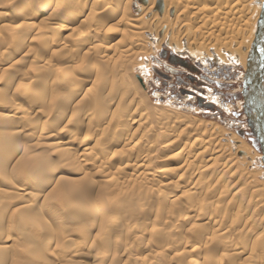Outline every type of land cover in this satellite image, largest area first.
Masks as SVG:
<instances>
[{
    "label": "rangeland",
    "instance_id": "1",
    "mask_svg": "<svg viewBox=\"0 0 264 264\" xmlns=\"http://www.w3.org/2000/svg\"><path fill=\"white\" fill-rule=\"evenodd\" d=\"M1 1H0V5H1L0 6V25L6 26L8 23L7 25L8 28L4 27L5 28L4 29L0 26V31H1L0 32V43H1V46H0V57H1L0 58V63H1L0 64V107H1L0 108V112H1L0 113L1 115L0 124H4V129H2L4 131L0 130V132L2 131L3 133L8 134L12 130L11 131L12 133L9 134L12 137V142H11V145L9 144L5 147V154H4V157H2L3 160L0 161V176H1L0 178V205H2V208L0 209V217H1L0 218V249H2V252H0V256L3 255L2 256L3 258L0 257V264H4V261H5V264L7 263L10 264V261H11V264L12 263L13 264H23L22 263L23 258L28 259L27 262L32 261L31 263L29 262L30 264H119V263L121 264H143V263L144 264H242V263L243 264H259L261 262H264V240H263L264 236L261 235L260 233L261 229L264 228V164H263V161H261L260 152L255 147H253L248 141L250 139V135H249V130H247V125L245 124L244 117L241 112L239 113L238 118L233 117L232 110L230 109V105L221 106L219 104H216L215 108L212 110V109H206V108L200 107L198 105H195L194 103H182L181 98H179L178 96L176 97L175 94L169 95L167 93L169 92L168 83L164 84L163 86H160V88L157 89L156 86L158 84L155 81L156 77L153 72V67L154 66L160 67V65H162L163 68L165 66L168 67L166 65L168 62L164 58L165 57L164 54L160 55L158 52L163 46L165 48L164 52H168L170 50L173 51L174 49L169 44H163V45L161 44L160 48H157L158 45L156 46V43H154L153 42L154 40H152L155 38V36H153L152 38V35L154 34L153 33L154 24L153 23L150 26V30H149L150 33H146V32H144L145 34L143 33L144 35L142 37L144 41L141 40L139 42V45L135 46L134 45L135 43H134L130 47L129 42H131L134 39L133 34H132L135 32L134 28L130 26H125L123 24H117V25L115 24L116 26L113 25L114 27L110 28L112 29L110 32V29L107 27L110 25L112 26L111 23L115 21L114 19L117 16H119L118 14L120 13V10L115 8V6L112 7L111 9H109L108 7L105 9L104 7L101 8L102 6H100L101 5L100 1H102L101 3H103L104 2L103 0H88V1L85 0V2L83 0H79L80 2L78 0L77 1L76 0H73V1L59 0L60 3L58 0H55L56 2L51 0L52 5L58 4L57 9L53 10V12L55 14L57 13L58 16L55 15L54 16L55 19H49L46 21L42 20L43 16L41 15H44L45 13L48 14L50 10L52 12V9L54 8V7L52 8V5H49L46 8L47 10L45 9V5L50 0L48 1L46 0H33V1L32 0H1ZM94 1H97V3ZM83 2L85 4H83ZM90 6L91 8H89ZM88 8L91 9L90 14H89ZM92 8H93V11H92ZM129 8H130L129 12L131 14L138 15L137 13L133 11V9L130 6ZM78 9L79 10L83 9V13L86 12L87 16L86 14L85 15L83 14V17L77 16L75 13L76 11H78ZM67 10L70 13L66 12ZM32 12L34 16L32 15ZM38 13L41 15L39 16ZM88 14L90 16H88ZM59 16H61L62 18ZM156 16L158 17L157 13H156ZM90 17H91V20H90ZM92 18H94V20ZM136 18L139 19V22H144V21L146 22L148 20V17L146 16L145 17L139 16ZM67 19L68 21L75 20L74 23H77V24L81 22V19H83L85 22L83 20L82 21L84 22L85 25L82 22L81 28H83L84 30L82 31L85 32L86 30L89 29L88 31H90V33H93L94 36L93 35L81 36L80 35L81 29H75L74 31L67 29V31L60 33V34L56 32L54 34L53 31L49 32L50 27L54 29L55 31H58V28L64 25L67 22ZM102 19L104 20L109 19V20H107V23H106V20L104 21ZM141 19H143V21ZM40 21H42V23ZM33 24H34V28L32 26ZM10 25H13V26H10ZM39 25L41 27H39ZM122 25L124 27H122ZM106 29L108 31H106ZM52 33H53L52 37L51 35H48ZM129 33L131 34L129 35ZM106 34H110V35L107 36ZM64 36H66L70 40L81 38L82 42L87 40L88 43L89 42L95 43V40H97V43L102 42V46H105V47L110 46L107 48H110L109 50L110 51L112 50L113 54L119 53V54H115V56L112 58L114 61L111 59V61H106L108 64L105 63V65L106 64L108 65L106 66L108 67L107 69L109 71L106 70L108 77L105 78L106 82H104L105 83V85L103 86L104 88L101 87L102 89L100 90L97 89L98 87H96L94 83L97 81L98 77L94 75L95 74L94 72H92V69L90 68L92 67V65L89 64V61L88 62L84 61L85 66L87 68L84 71H82V73L78 72L79 73L78 74L76 72H73V73L69 72V75L75 74V76L77 77L76 79H74V82L79 81V84L81 86L80 87L81 89H79V93H78V90L76 91L75 88H73V85H68V84H67L68 86L66 84H63V86L61 85V87L60 86L57 87L56 90L59 88L57 90L58 92L51 93L52 91L51 85L53 82L52 80H56L54 82L62 83L64 81L67 82L68 80L72 79L70 77L69 79H67V73L61 69L60 70L58 69L60 66L64 67V65L72 66L73 65L72 63L74 62L73 57L75 56L77 51L78 52L80 51L79 48L77 49V47L75 46L74 47L76 49H74L73 45L71 44L70 46H68L70 50L68 48H64L60 50V49H57L58 48L57 46H53L54 48L51 47L52 44L50 43V38L51 39L56 38V39L61 40L64 38ZM91 37H94V38H91ZM104 37L106 39H103ZM153 44L155 45L157 49L154 46H152ZM44 46L46 47L45 48L46 50L44 49ZM128 46L130 47V50H131L130 52H128V54L130 53L129 57L127 56L128 58L126 62L122 63V60H121L122 58H120L119 56L118 57L116 56L117 55L122 56L124 54L123 50H126L124 48H127ZM103 49L104 48L101 47L99 50L102 52ZM47 50H50V51L47 52ZM52 50L55 51L57 54L55 53V55L52 56L51 55ZM117 50L118 51L121 50V51L117 52ZM95 51L96 50L91 49L90 53L87 54L89 56L92 53L91 54L92 61H95L94 58L97 52ZM83 52H85V50H83ZM180 52L188 56V61L194 64L196 63L197 66L201 67V61L199 58L194 57L193 54H191L192 55L191 56L188 52L185 51V49H182ZM57 61L59 64L58 63L56 64ZM78 61H80V59H78ZM118 61L119 62L121 61V63H119ZM112 62L114 63V65ZM3 63H4V66H3ZM39 64L45 65V68H46L44 69L45 71L44 70L39 71L36 69V66ZM32 67H34L35 70ZM120 68L122 69V71ZM3 70L4 72H2ZM70 70H71V67L69 68L68 71ZM86 70L91 72V75L89 74V72L86 73ZM113 74L116 76L120 75V77H118V79L116 78L117 80L116 79L114 80L112 79ZM137 75L143 77L142 80L146 88L143 87L142 84L139 83ZM64 76H66V79L64 78ZM95 77H96V80L94 79ZM36 78L38 79L37 81H36ZM51 78L53 79L51 80ZM79 78L81 79V81ZM82 82L84 85L81 84ZM134 82H136V84H134ZM79 84L77 82L78 88H79ZM262 85L264 87V82ZM34 86L38 87V89L35 90L36 88H34ZM64 86H67V87H64ZM74 86H75V83H74ZM90 89L92 90L90 91ZM96 89H97V92H99L98 93L99 95L100 94L103 95L105 93L107 94L106 96L108 98L111 96L110 97L111 100L106 97L108 100H110L111 104L113 101L112 105L109 104L110 108L112 107L109 110L116 109L118 107L119 110L118 108L117 110H115L119 113L118 117L111 119L108 113L102 110H98L99 108H101V106L98 103H95V100H93L92 98L93 93H96ZM75 92H76L75 94L76 96H74V99L75 97L77 99H75L73 103H70V104L68 103L67 105L65 103V100L67 101L69 96L71 97V95L74 94ZM158 92H160L161 94ZM51 94L53 95L51 96ZM105 94L103 96H105ZM113 95L114 96L117 95V96L114 97ZM124 95H127V96L130 95L134 98L132 100V104H130L131 107L129 106V107L123 108L121 106L120 108V105L119 106L115 105V103L118 101L120 96L122 97ZM86 101L88 102L86 103ZM75 103L77 105H75ZM241 103H242L241 98H239L235 102L236 109H239L241 107ZM13 105L14 106L16 105V106L14 107ZM137 105L139 106L137 107ZM115 106L117 107L115 108ZM132 108H138V110L145 117H147V120L145 121L146 124H144L145 127L143 124L142 125H131L132 128L134 127L132 131L135 130L136 136L139 137V139L140 138L142 139V141L140 139L137 142L138 144L134 147V149L131 150V146L129 145L123 146V144L119 142L120 138L122 139L124 136L122 135V132L119 130L121 129L122 122L130 118V113L133 111ZM86 112H89L90 115H87L89 113H86ZM158 113L164 114L166 116H171L172 114L178 113L179 115H185V116L192 117V119L197 118L198 120L199 119L205 120L206 123L203 127L204 129L202 130V127H200L199 124H196V122L198 123V120L194 122L195 124L194 123L184 124V123H178V122L170 123V121L163 122V120L159 119L162 116L159 115ZM34 116L36 117V119ZM48 116L52 119H50ZM68 116L70 117V120ZM10 117H12L13 119ZM102 122L103 123L105 122L104 123L105 125ZM106 124L107 125L110 124V126L107 127ZM63 125L66 126L65 127L66 129L64 128ZM193 125L196 126L195 128L200 127L201 129L200 132H202L201 135L198 132L199 134L197 133V136H196V133L194 132V130L190 131L189 128L193 127ZM216 125L218 128L216 127ZM173 126L174 128H172ZM144 128L146 129V131ZM16 129H17V132H16ZM215 129L218 131L217 133L221 135L222 138L216 133ZM203 131L207 135L205 134L203 135ZM192 132L195 134V136L194 134H192ZM240 132H243L244 135L242 133L240 134ZM215 133L218 135V137L217 135H215ZM99 134L100 135L102 134V135L99 137ZM190 134L192 135L190 136ZM71 135H73V137L75 138H70L72 140H70L71 142L68 143L69 145L66 144L68 146L63 145L62 147L61 146L54 147L53 145H51L52 142H55V140H57L58 137L61 138V140L66 141L69 139ZM201 136H204L203 139H201L202 138ZM208 137L209 138L214 137V140L216 142L222 141L221 143L225 144L224 152L221 155L217 154L218 157L216 156L214 159L207 162V164H209L210 162L211 163L207 165L206 168H204L203 172L200 175V177L202 176L200 178L202 184L201 182H199V185H201V187L199 185L190 187V182L193 180H191V177H189V175L192 172L197 171V166L199 165L202 166L201 165L202 162L206 163L205 162L206 159L203 157L200 158V155H198L199 150H197V147L199 145V142L203 141L204 138L207 139ZM192 139L193 140L195 139L196 142L194 141L195 144L190 145L189 142H191ZM235 139L238 141L244 140L250 149L248 148L247 152L246 150H243L241 154L239 153L236 154V157L238 155L237 160L232 161L231 158L232 156L235 155L233 149L235 147V144H237ZM80 140H82L83 142ZM176 140L181 142L180 148H176L173 145ZM77 143L79 144L81 143V144L80 145L78 144L79 145L78 146ZM185 144H187L186 145L187 147L185 146ZM227 144L229 145V147L227 146ZM121 145H122V148H121ZM84 146L88 148L91 147L93 149L91 150V153L88 156H86V159H88L87 163L89 165L88 164L82 165L83 166L82 167L81 166L82 162L76 159V157L79 158V156L77 155L79 152H82ZM65 147L68 150L70 148L71 151L74 149L75 150L74 152L72 151L73 152L72 153L70 150L69 151L66 150ZM170 147L172 149V152H171ZM26 148H28L29 150ZM57 148H60L59 150L61 151L60 153L59 151H57ZM136 148L138 149L135 150ZM116 149L117 150L122 149L121 151L124 150L125 153L120 152V151L117 153ZM193 150L194 151L196 150L197 152L196 151L194 152ZM28 151L30 154L28 153ZM144 151L146 152L144 153ZM65 152L69 153V155L73 154L74 156L71 158V156H68V154H66ZM20 153H24V156L23 154H20ZM146 153L147 154L149 153V156H147L148 159L145 158L144 159L145 161L143 160L141 164H139L138 170L134 171L133 169H130L131 167L126 166L127 163H130L134 159L140 160V157H142L143 154L147 155ZM190 153L192 154V156L195 153V157H191ZM127 154H130V155H127ZM185 154H189V157L193 158L194 161L193 159L189 158L191 163L188 165V168L183 166L181 168L176 169L174 171L175 173H172V170L170 171L169 169H171V167L172 168L176 167L178 165V161L180 160L179 157L181 158V156ZM20 155L23 157L22 161H24L26 158L27 159L29 158L28 160L33 161V162L31 164H29L30 162L28 163V166L30 167L29 169H27V167L25 169V168H22L20 165H17L15 169L16 170L18 169V170L15 172V169H13L12 165L14 164L15 166V162H17V160L21 157ZM239 156L240 157L243 156V158L245 157V159L241 161L240 160L241 158ZM34 158L36 160L38 158V161H37L38 163L34 164V162H36ZM59 158L62 159V161H60ZM199 158L201 159L200 161L201 163L198 160H195ZM44 160H47L48 162L46 163V161ZM93 161L96 162V164ZM197 161L200 164H198ZM218 161L221 163V165L219 166L220 169H218L217 167V165L220 164ZM240 161L243 163H241ZM192 162H195V164H193ZM214 162H216L217 165ZM193 165H194V168L196 169L193 168ZM209 166L211 167L210 168L211 170H209ZM122 168L124 170H122ZM185 168H187V171ZM212 168L217 169L218 171L213 170L212 172ZM235 168L243 169L244 170L243 172H245V174L241 175V177L238 176V179H237V175L233 174L234 176H231L230 174L232 173L230 172V170L232 169L233 171ZM102 169H104L105 171H103ZM205 169H207L206 171H208V172H205L206 175L208 174L207 176L208 178L210 177V180L212 178L213 180V181L211 180L212 182L207 180V177L204 173ZM19 170L22 172H20ZM49 170L50 171L52 170V171L50 172ZM78 170L79 172H77ZM106 170L109 171V173ZM132 170L134 173H130L132 172ZM139 170L149 172L148 176L150 175V178L143 180L141 182L142 179L140 178L138 179V177L135 176L139 174L140 172ZM91 172L92 173L95 172V173L92 174ZM99 172L100 174H98ZM217 172L218 174L216 175ZM104 173L107 175L103 176ZM125 173H127V176L125 175ZM224 173L226 174L227 177L224 175ZM52 174L55 175L54 176L56 177L55 179L54 177H52L53 179L50 178ZM82 174L83 176L85 175L86 179L82 176ZM213 174L216 176V178ZM218 175L221 178L217 179ZM79 176L80 177L82 176V178H80ZM132 176L136 178H133ZM203 176H205V178ZM214 178L216 181L214 180ZM69 179H72V180H69ZM73 179H75V181L78 179L77 181L78 184L83 183L84 180H85L84 182L90 181V183L89 182H86V183L91 185V187L90 186L86 187L85 189L87 190H84V191L86 194L87 193L90 194V196L93 197V200L95 199L94 201H96L99 205H101L104 202L103 205L107 206V210L103 212L104 214L102 212H98L97 210L95 211L94 209H90L91 210L90 212L88 208H85L86 210L85 211L83 210L84 215H83V212L80 213L74 210L75 212H70V214H66L65 216H63L66 210L69 208V206L70 207L73 206L70 203V201L72 200H69V199L74 198L72 196L73 194H70V193L68 196L64 195V197H62L64 194V191L72 187L73 184L74 185L76 184L77 186H79L76 182L74 183ZM79 179L81 180V183ZM104 180L106 181L104 182ZM116 180H117V184H116ZM126 180H130V181L127 182ZM227 180L233 184L232 188L229 190L231 194L230 192L226 190L227 187H225V182H227ZM164 181H166L167 184ZM132 182H134V184H132ZM121 183L122 184L124 183V184L122 185ZM214 183L215 184L217 183L218 185H215ZM163 184H165L164 187H163ZM186 184H189V185L187 186ZM114 185H115V188H114ZM141 185L144 186L145 188L143 187L144 188L143 189ZM209 186L213 188H210ZM222 186H224L225 188L224 187L222 188ZM161 187L162 189H160ZM138 188H139V191H138ZM200 188H202V190ZM205 188L206 190L209 188L214 190V191L211 190L209 192V194L212 191L214 192L210 194L211 197L209 194H207L208 190L206 191ZM218 188L219 190H217ZM60 189H61V192L63 193L61 192L59 193ZM123 190L124 192H122ZM224 190H225V194L223 192ZM150 191L152 192L150 193ZM202 191L204 193H202ZM205 191L207 193H205ZM215 192H217L216 194L218 195H215ZM120 193L122 194V196ZM58 194L60 195L58 196ZM214 195H215V198L217 199L219 198V199L218 200L215 198L212 199ZM222 195H224L226 199L233 198V201L232 199H230L229 200L230 202L229 201L227 202L226 199ZM231 195H233V197ZM143 196L145 199L143 198ZM107 197L109 198L106 199ZM103 198H105L106 200ZM223 198H224V201L227 202V204L223 201ZM217 201H219L218 202L220 204L219 206H217L218 205ZM241 201L242 202L244 201V202L242 203ZM251 201L253 202L255 201V202L252 204ZM15 202L17 206H19V209H17L18 210L17 212L15 211L12 213V211L8 210L7 207L10 204L15 203ZM21 203L25 205L23 206ZM223 204L227 206V210H226L227 213L225 211V215L223 219L222 220L219 219L220 220L219 224L222 225L221 228H220V225L217 223L215 224L205 223V221L203 220L201 221L199 219L194 220L193 217L189 218V216H192L191 209L199 210L201 211V213H204V210H205V213L207 214L208 213L209 214H220L222 213L223 207L225 208ZM67 205L69 206L67 207ZM196 205L198 207L201 205V207L198 208ZM239 205H242V206H239ZM144 206H146V208H144ZM62 211H65V212L63 213ZM76 212H77V215H76ZM9 213L11 214L9 215ZM27 213H29L30 215ZM67 213L69 212L67 211ZM23 214H25V216L30 218L31 221L29 225H27L26 223V226H25V223L23 222V220L25 221L24 219L25 216ZM61 215L63 216V223H58V221L55 218L56 216L60 217ZM22 216H24L23 220L21 219ZM39 216L42 217V220L44 218L43 221H46V222H43L41 219H39L41 220L40 222L38 220ZM35 218H36V221L34 220ZM20 220H22L21 223H20ZM37 221H39L40 224H37L38 223ZM48 223L50 227L48 226ZM56 223L58 224V228H56L57 226ZM44 236L46 239L44 238ZM5 238H8L7 242L4 240ZM47 239H49V241ZM27 241H29L28 243L30 245L27 244ZM4 246H6V248H4ZM236 246L237 248L239 247L240 249L243 248L245 250L244 254L240 257V259H243L244 257V260H239V258L238 259L234 258L231 260L232 257L230 258L225 257V256L222 257V253H224L225 249L234 248ZM31 247L33 248V251L28 249ZM34 247L35 248L37 247L38 250L37 248L35 249ZM142 249H143V252L141 251ZM44 250H45V254L47 255L43 253ZM32 253L34 254L32 255ZM114 257H117V258H114ZM29 263H26V264H29Z\"/></svg>",
    "mask_w": 264,
    "mask_h": 264
},
{
    "label": "bare ground",
    "instance_id": "2",
    "mask_svg": "<svg viewBox=\"0 0 264 264\" xmlns=\"http://www.w3.org/2000/svg\"><path fill=\"white\" fill-rule=\"evenodd\" d=\"M1 1V0H0ZM33 1V0H32ZM46 1H48V0H46ZM53 1H55V0H53ZM59 1V0H58ZM70 1H73V0H70ZM77 1V0H76ZM79 1V0H78ZM84 2H85V0H83ZM88 1V0H87ZM104 2L103 3H101L102 1H100V6H102L101 8H103L104 7V9L105 8H109V9H111L112 7H114L115 6V8H117V9H119L120 10V13L118 14L119 16H117L114 20V22H112L111 24H112V26L110 27V26H108L107 28H112V27H114L113 25H117V24H123V25H125V26H130V27H132V28H134V30H135V32L134 33H132L133 34V37H134V39L131 41V42H129V44H130V47L134 44L135 46H137V45H139V42L141 41V40H143V35L145 34L144 32H146V33H150L149 32V30H150V26H151V24L153 23L154 25H153V28H154V31H153V35H152V38H153V36H155V38L154 39H152V40H154L153 42L154 43H156V46H157V48H160V45L162 44H169L170 46H172L173 47V49L174 50H176L177 52H179V53H181L180 51L182 50V49H185V51L186 52H188L190 55L191 54H193L194 55V57H196V58H199L200 59V61H203L204 62V60H206V59H209V58H213V60L215 59V60H217L218 59V61L219 62H230V60L231 59H233V61L234 62H237V63H239L240 65H242L243 66V68H245V69H247V71L248 72H251V70H255V66L257 65L256 64V59H258L263 53H264V44H262V41H256L257 39L254 37V35L252 34L253 33V30H254V28H255V23H256V16H257V13H258V9H259V7L258 6H256L255 4H256V2H255V0H161V2H162V10H161V12H159L156 8H155V5H156V2L158 1V0H146L145 2H141L140 0H103ZM132 1V2H131ZM2 2V1H1ZM56 2V1H55ZM80 2V1H79ZM83 2V4H85ZM94 2H96L97 3V1H94ZM30 3H31V1H30ZM59 3H60V1H59ZM69 3V2H68ZM75 3V2H74ZM82 3V2H81ZM88 3V2H87ZM98 3H99V1H98ZM260 3V2H259ZM65 4H66V2H65ZM21 5V4H20ZM49 5H52V2H51V0L45 5V9L49 6ZM58 5V4H57ZM57 5L55 4V5H52V12H51V10H50V12L48 13V14H44V15H41V14H39V16L41 15V16H43L42 18V20L43 21H46V20H49V19H55V15H57V13L55 14L54 12H53V10H55V9H57ZM96 5V4H95ZM99 5V4H98ZM1 6V5H0ZM61 6H63V5H61ZM99 6V7H100ZM129 6L133 9V11L135 12V13H137L138 15H133V14H131L130 12H129ZM51 7V6H50ZM50 7H49V9H50ZM66 7H67V5H66ZM81 7V6H80ZM87 7V6H86ZM97 7V6H96ZM89 8H91V6L89 7ZM88 8V10H89V14L91 13V9H89ZM45 9H43V10H45ZM67 9V8H66ZM86 9V8H85ZM103 9V10H104ZM109 9H107V10H109ZM263 9V8H262ZM47 10V9H46ZM60 10V9H59ZM94 10H95V8H94ZM33 11V10H32ZM37 11V10H36ZM92 11H93V8H92ZM105 11V10H104ZM29 12H31V11H29ZM34 12V11H33ZM33 12H32V15H33ZM44 12V11H43ZM46 12V11H45ZM66 12H69L68 10L66 11ZM66 12H64V13H66ZM26 13V12H25ZM70 13V12H69ZM156 13L158 14V17L156 16ZM43 14V13H42ZM59 14V13H58ZM72 14H74V13H72ZM77 16H82L83 17V14L85 15L86 14V12L85 13H83V9H81V10H79L78 9V11H76V13H75ZM88 14V16H90ZM115 14V13H114ZM93 15V14H92ZM34 16V15H33ZM32 16V17H33ZM36 16V15H35ZM58 16V15H57ZM73 16V15H72ZM86 16H87V14H86ZM113 16V15H112ZM148 17V20L145 22H139V19H137L136 17ZM262 16V15H261ZM31 17V18H32ZM59 17H61V16H59ZM11 18V17H10ZM18 18V17H17ZM62 18V17H61ZM68 18V17H67ZM76 18V17H75ZM25 19V18H24ZM72 19V18H71ZM73 19H74V17H73ZM93 20H94V18H92ZM26 20V19H25ZM30 20V19H29ZM77 20V19H76ZM83 19H81V22L79 23V24H77V23H74V21L72 22V21H68V19H67V22L64 24V25H62V26H60L59 28H58V31H55L54 29H52L51 27L49 28L50 29V31L49 32H52L53 31V33L55 34V32L56 33H58V34H60V33H63V32H65V31H67V29H70L71 31H74L75 29H81V36H91V35H93V33H90V31H88V30H86L85 32H83L84 30H83V28H81L82 27V22L84 21H82ZM90 20H91V17H90ZM96 20V19H95ZM102 20H104V19H102ZM101 20V21H102ZM106 20V19H105ZM104 20V21H105ZM107 20H109V19H107ZM107 20H106V23H107ZM142 21H143V19H141ZM7 21V20H6ZM66 21V20H65ZM89 21V20H88ZM152 21H154V22H152ZM41 23H42V21H40ZM77 22H79V21H77ZM85 22V21H84ZM84 22H83V24H84ZM96 22V21H95ZM260 22V21H259ZM5 23V22H4ZM33 23V22H32ZM100 23V22H99ZM105 23V22H104ZM3 24V23H2ZM18 24V23H17ZM90 24V23H89ZM88 24V25H89ZM101 24V23H100ZM109 24H110V22H109ZM7 25H8V23H7ZM4 26V25H0L2 28H8V26ZM21 25V24H20ZM38 25V24H37ZM85 25V24H84ZM104 25V24H103ZM105 25H107V24H105ZM115 25V26H116ZM122 25V27H124ZM264 25V24H263ZM10 26H13V25H10ZM33 26V28H34V24L32 25ZM262 26V25H261ZM26 27H27V25H26ZM36 27V26H35ZM39 27H41L40 25H39ZM87 27V26H86ZM103 27V26H102ZM4 28V29H5ZM10 28H12V27H10ZM9 28V29H10ZM44 29H46V28H44ZM91 29V28H90ZM114 29V28H113ZM117 29H118V27H117ZM121 29V28H120ZM7 30V29H6ZM12 30V29H11ZM15 30V29H14ZM37 30V29H36ZM41 30V29H40ZM69 30V31H70ZM83 30V31H82ZM94 30H95V28H94ZM98 30V29H97ZM101 30V29H100ZM111 30L112 29H110V32H111ZM116 30V29H115ZM114 30V31H115ZM260 30V29H259ZM258 30V31H259ZM39 31V30H38ZM37 31V32H38ZM43 31V30H42ZM99 31V30H98ZM106 31H108L107 29H106ZM123 31H125V30H123ZM123 31H122V33H123ZM158 31V32H157ZM256 31V30H255ZM1 32V31H0ZM44 32H46V31H44ZM79 32V33H80ZM96 32V31H95ZM257 32V31H256ZM29 33V32H28ZM53 33L52 34H48V35H51V37H52V35H53ZM113 33V32H112ZM119 33H120V31H119ZM144 33V34H143ZM96 34H98V33H96ZM111 34V33H110ZM110 34H106L107 36L108 35H110ZM131 33H129V35H130ZM3 35V34H2ZM13 35V34H12ZM29 36V35H28ZM46 36V35H45ZM55 36V35H54ZM67 36V35H66ZM66 36H64V38L63 39H51L50 38V43L52 44V46L51 47H53V46H57L58 48L57 49H60V50H62V49H64V48H68V46H70V44L71 45H73V47L75 46V47H77V49L79 48V52L77 51V53L75 54V56L73 57V60H74V62L72 63L73 65L72 66H65L64 64V67H62V66H60L59 67V69L58 70H63L64 72H66L67 73V79H69V77L70 78H72L71 80H68L67 82L66 81H64V82H62V83H60V82H54V81H56V80H52L53 78H51V80L53 81H51L52 82V91H51V93H56V92H58L57 90L59 89H57L56 90V88L57 87H61V85L63 86V84H68V85H73V88H75V90L77 91L78 90V93H79V89H81L80 87V84H79V81H77L78 82V84H79V88H78V85H77V82H74V79H76L77 77L75 76V74H72V75H69V72H71V73H73V72H76V73H78V72H81L82 73V71H84L87 67L85 66V63H84V61H89V64H91L92 65V67H90L91 69H92V72H94L93 74L94 75H96L97 77H98V79H97V81L94 83L95 85H96V87H98L97 89L98 90H100V89H102L101 87H103L104 85H105V83L104 82H106V80H105V78H107L108 77V74H107V72H106V70H108L107 68V62L106 61H111V59L115 56V54H119V53H115V54H113V52H112V50L110 51L109 49L110 48H107V47H110V46H107V47H105V46H102V42H100V43H97V40H95V43H93V42H87V40H85L86 41V43H85V41H81V38L80 39H72V40H70V39H68ZM69 36V35H68ZM94 36V35H93ZM107 36H106V38H107ZM150 36H151V34H150ZM47 37V36H46ZM56 37V36H55ZM70 37V36H69ZM96 37V36H95ZM98 37V36H97ZM149 37V36H148ZM48 38V37H47ZM91 38H94V37H91ZM105 37L103 38V39H106ZM111 38V37H110ZM123 39H124V37H123ZM99 40V39H98ZM101 40V39H100ZM45 41H46V39H45ZM102 41V40H101ZM144 41V40H143ZM149 41V40H148ZM19 42V41H18ZM105 43V42H104ZM0 46H1V43H0ZM48 46V45H47ZM152 46H154L155 47V45L153 44ZM8 47V46H7ZM29 47V46H28ZM35 47H36V45H35ZM43 47V46H42ZM50 47V46H49ZM50 47V48H51ZM74 47V49H76ZM104 48L103 49V51L101 52L99 49L100 48ZM130 47L128 46L127 48H124V49H126V50H123L124 51V54L122 55V56H120V55H117L116 57H120V58H122L121 60H122V63H124V62H126V60H127V58L129 57V54H128V52H130L131 50H130ZM30 48V47H29ZM40 48V47H39ZM46 47L44 46V49H45ZM54 48V47H53ZM71 48V47H70ZM114 48V47H113ZM156 48V47H155ZM156 48V49H157ZM32 49V48H31ZM69 49V48H68ZM96 50L95 52H96V54H95V58H94V60L95 61H92V58H91V54L88 56L87 54L88 53H90V50ZM155 49V50H156ZM36 50V49H35ZM39 50V49H38ZM46 50V49H45ZM70 50V49H69ZM83 50H85V52H83ZM178 50H180V51H178ZM48 51H50V50H47V52ZM113 51H114V49H113ZM119 51H121V50H119ZM118 50H117V52H119ZM35 52V51H34ZM44 52H46V51H44ZM71 52V51H70ZM263 52V53H262ZM55 51H53L52 50V53H51V55L52 56H54L55 55ZM59 53H60V51H59ZM64 53V52H63ZM84 53H86V54H84ZM123 53V52H122ZM121 53V54H122ZM44 54H46V53H44ZM57 54V53H56ZM181 54H184V53H181ZM69 55H70V53H69ZM85 55H86V57H85ZM147 55V54H146ZM52 56H51V58H52ZM128 56V57H127ZM179 56H181V55H179ZM192 56V55H191ZM56 57V56H55ZM1 58V57H0ZM6 59V58H5ZM78 59H80V61H78ZM114 59H116V58H114ZM118 59V58H117ZM3 60V59H2ZM55 60V59H54ZM58 60V59H57ZM59 60H61V59H59ZM65 60V59H64ZM113 60V59H112ZM46 61V60H45ZM69 61V60H68ZM67 61V62H68ZM71 61V60H70ZM114 61V60H113ZM207 61V60H206ZM249 61H250V67L248 66L249 65ZM4 62V61H3ZM47 62V61H46ZM66 62V63H67ZM119 62V61H118ZM258 62H259V60H258ZM257 62V63H258ZM58 63V61L56 62V64ZM105 63H107L106 65H105ZM113 63V62H112ZM119 63H121V61L119 62ZM233 63V62H232ZM1 64V63H0ZM50 64V63H49ZM52 64V63H51ZM59 64V63H58ZM196 64V63H195ZM12 65V64H11ZM10 65V66H11ZM53 65H54V63H53ZM68 65V64H67ZM113 65H114V63H113ZM235 65V64H234ZM3 66H4V63H3ZM9 66V67H10ZM112 66V65H111ZM111 66H110V68H111ZM120 66V65H119ZM142 66V65H141ZM71 67V70L70 71H68L69 70V68ZM34 70H35V68L34 67H32ZM31 68V69H32ZM116 68V67H115ZM122 68V67H121ZM120 68V69H121ZM11 69V68H10ZM32 69V70H33ZM36 69L37 70H39V71H42V70H44V69H46L45 68V65H43V64H39V65H37L36 66ZM118 69H119V67H118ZM118 69H116V70H118ZM125 69V68H124ZM50 70V69H49ZM111 70V69H110ZM115 70V69H114ZM113 70V71H114ZM144 70V69H143ZM39 71H37V72H39ZM45 71V70H44ZM48 71V70H47ZM109 71V70H108ZM121 71H122V69H121ZM257 71V70H256ZM2 72H4V70L2 71ZM35 72V71H34ZM49 72V71H48ZM87 72H89L88 70H86V73ZM50 73V72H49ZM49 73H48V75H49ZM113 73V72H112ZM119 73V72H118ZM25 74V73H24ZM39 74V73H38ZM40 74H41V72H40ZM52 74V73H51ZM50 74V75H51ZM79 74V73H78ZM89 74L91 75V72H89ZM92 74V75H93ZM116 74V73H115ZM143 74V73H142ZM23 75V74H22ZM43 75V74H42ZM44 75H45V73H44ZM65 75V74H64ZM89 75V76H90ZM139 75H141V74H139ZM53 77V76H52ZM75 77V78H74ZM111 77V76H110ZM113 78L112 79H118V77H120V75H118V76H116V75H114L113 74V76H112ZM123 77V76H122ZM141 77V76H140ZM64 78L66 79V76H64ZM143 77H141V79H142ZM80 79V78H79ZM89 79V78H88ZM95 80H96V77L94 78ZM116 79V80H117ZM26 80V79H25ZM38 79L36 78V81H37ZM83 80V79H82ZM33 81V80H32ZM31 81V82H32ZM72 81V82H71ZM80 81H81V79H80ZM120 81V80H119ZM135 81V80H134ZM139 81V80H138ZM40 82V81H39ZM115 82V81H114ZM142 82H143V80H142ZM38 83V82H37ZM36 83V84H37ZM58 83V84H57ZM74 83H75V86H77V87H75L74 86ZM139 83H140V81H139ZM147 83V82H146ZM51 84V83H50ZM81 84H83V82L81 83ZM116 84V83H115ZM134 84H136V82H134ZM141 84V83H140ZM143 84H144V82H143ZM28 85V84H27ZM67 85V86H68ZM84 85V84H83ZM37 86V85H36ZM36 86H34V88H36L35 90H37L38 89V87H36ZM67 86H64V87H67ZM137 86V85H136ZM84 87V86H83ZM92 87H93V85H92ZM91 87V88H92ZM33 88V89H34ZM89 88V87H88ZM104 88V87H103ZM106 88V87H105ZM112 88V87H111ZM136 88V87H135ZM146 88V87H145ZM94 89V88H93ZM97 89H96V93H93V100H95V103H98L100 106H101V108H99L98 110H102V111H105L106 113H108L109 114V116H110V118L112 119H114V118H116V117H118V115H119V113L117 112V111H115V110H117V106H119L120 105V108H121V106L123 107V108H126V107H131V105L130 104H132V100L134 99L132 96H127V95H124V96H120V98L118 99V101H117V99H116V103H115V105H117V106H115V108L116 109H112V110H109V109H111L110 108V106H109V104H111V102H110V100H111V96L108 98L106 95L107 94H105V96H103V95H99L98 93L99 92H97ZM69 90V89H68ZM89 90V89H88ZM92 89H90V91H91ZM80 91H82V90H80ZM116 91V90H115ZM115 91H113V92H115ZM141 91V90H140ZM101 92H103V91H101ZM100 92V93H101ZM106 92V91H105ZM41 93V92H40ZM46 93V92H45ZM47 93H48V91H47ZM68 93V92H67ZM70 93V92H69ZM117 93V92H116ZM119 93V92H118ZM33 94V93H32ZM76 94V92L74 93V94H70L71 95V97L69 96V98L67 99V101L65 100V103L68 105V103L70 104V103H73L74 102V100L75 99H77L76 97H75V99H74V96H76L75 95ZM91 94H92V92H91ZM113 94H115V93H113ZM123 94V93H122ZM140 94H142V93H140ZM259 94V93H258ZM48 95V94H47ZM53 94H51V96H52ZM62 95V94H61ZM110 95V94H109ZM120 95V94H119ZM49 96V95H48ZM114 96V95H113ZM117 96V95H116ZM116 96H114V97H116ZM31 97V96H30ZM34 97V96H33ZM46 97V96H45ZM108 99H110V100H108ZM119 97V96H118ZM252 97V96H251ZM260 97V96H259ZM32 98V97H31ZM62 99V98H61ZM81 99H83V98H81ZM83 100H85V99H83ZM213 100V99H212ZM255 100V99H254ZM12 101V100H11ZM79 101V100H78ZM114 101H115V99H114ZM257 101H260V100H257ZM80 102H81V100H80ZM84 102V101H83ZM88 101H86V103H87ZM110 102V103H109ZM77 103V102H76ZM75 103V105H77ZM85 103V104H86ZM207 103V102H206ZM10 104H11V102H10ZM80 104H82V103H80ZM112 104H113V101H112ZM111 104V105H112ZM3 105H5V104H3ZM37 105V104H36ZM90 105V104H89ZM14 106V105H13ZM12 106V107H13ZM16 106V105H15ZM14 106V107H15ZM54 106V105H53ZM56 106V105H55ZM87 106V105H86ZM139 105H137V107H138ZM38 107V106H37ZM75 107V106H74ZM73 107V108H74ZM77 107V106H76ZM90 107H92V106H90ZM1 108V107H0ZM49 108V107H48ZM51 108V107H50ZM58 108H60V107H58ZM3 109V108H2ZM6 109V108H5ZM38 109V108H37ZM36 109V110H37ZM76 109V108H75ZM104 109V110H103ZM133 109V111L130 113V118L129 119H126V120H124L123 122H122V126H121V129L119 130V131H121L122 132V135H124L123 136V138L121 139L120 138V143H122L123 144V146H125V145H129V146H131V150L132 149H134V147L138 144L137 142L141 139H139V137H137L136 136V134H135V130H133L132 131V129L134 128H132L131 127V125H144V124H146L145 123V121L147 120V117H145L139 110H138V108H132ZM49 110V109H48ZM51 110V109H50ZM74 110V109H73ZM96 110V109H95ZM118 110H119V108H118ZM131 110V109H130ZM44 111V110H43ZM70 111V110H69ZM259 111V110H258ZM82 112V111H81ZM101 112V111H100ZM1 113V112H0ZM53 113V112H52ZM86 113H89V112H86ZM27 114V113H26ZM63 114V113H62ZM72 114V113H71ZM70 114V115H71ZM78 114V113H77ZM107 114V115H108ZM159 114V113H158ZM255 114H256V112H255ZM15 115V114H14ZM23 115V114H22ZM66 115V114H65ZM69 115V116H70ZM87 115H90V113L89 114H87ZM159 115H161L162 117L161 118H159V119H161V120H163V122L164 121H170V123H176V122H178V123H184V124H192V123H194V122H196L198 119L196 118V119H192V117H189V116H185V115H179L178 113H175V114H172L171 116H166V115H164V114H159ZM170 115V114H169ZM1 116V115H0ZM4 116V115H3ZM2 116V117H3ZM68 116V117H69ZM76 116H78V115H76ZM263 117H264V115H262ZM13 117V116H12ZM12 117H10V118H12ZM35 117V116H34ZM49 117V116H48ZM60 117V116H59ZM256 116H254V118H255ZM258 117V116H257ZM261 117V116H260ZM259 117V118H260ZM6 118V117H5ZM32 118V117H31ZM30 118V119H31ZM50 118V117H49ZM13 119V118H12ZM15 119V118H14ZM35 119H36V117H35ZM41 119V118H40ZM50 119H52V118H50ZM99 119V118H98ZM110 119V120H111ZM39 120V119H38ZM69 120H70V117H69ZM109 120V121H110ZM258 120V119H257ZM4 122V121H3ZM31 122V121H30ZM42 122V121H41ZM91 122H93V121H91ZM99 122V121H98ZM5 123V122H4ZM29 123V122H28ZM32 123H33V121H32ZM103 123V122H102ZM105 123V122H104ZM103 123V124H104ZM108 123V122H107ZM205 123H206V121L205 120H201V119H199L198 120V123L196 122V124H199L200 125V127H202V130L204 129L203 127H204V125H205ZM260 123V122H259ZM49 124V123H48ZM99 124V123H98ZM195 124V123H194ZM14 125V124H13ZM66 125V124H65ZM77 125V124H76ZM75 125V126H76ZM105 125V124H104ZM107 125V124H106ZM115 125V124H114ZM172 125V124H171ZM45 126V125H44ZM61 126V125H60ZM64 126V125H63ZM108 126H110V124H108L107 125V127ZM207 126V125H206ZM53 127V126H52ZM66 126H64V128H65ZM138 127V126H137ZM144 127H145V125H144ZM193 127H194V129H193ZM193 127H191V128H189L190 129V131L191 130H194V132L196 133V136H197V133L199 132L200 133V135L202 134V132H200L201 131V129H200V127L198 128H195L196 126H194L193 125ZM216 127H217V125H216ZM71 128H73V127H71ZM172 128H174V126L172 127ZM218 128V127H217ZM261 128V127H260ZM2 129H4V124H0V130H2ZM36 129V128H35ZM66 129V128H65ZM76 129V128H75ZM114 129H115V127H114ZM145 129V128H144ZM143 129V130H144ZM214 129V128H213ZM8 130V129H7ZM6 130V131H7ZM26 130H28V129H26ZM37 130V129H36ZM60 130V129H59ZM216 130V129H215ZM2 131H4V130H2ZM0 132V161L1 160H3L2 159V157H4V154H5V147L7 146V145H11V142H12V137H11V135H9V134H11L12 132V130L10 131V133H3V132ZM44 131V130H43ZM56 131V130H55ZM145 131H146V129H145ZM148 131V130H147ZM205 131V130H204ZM203 131V135L205 134V132ZM208 131H210V130H208ZM214 131V130H213ZM16 132H17V129H16ZM68 132V131H67ZM89 132V131H88ZM139 132V131H138ZM138 132H137V134H138ZM218 131L216 130V133H217ZM59 133V132H58ZM73 133V132H72ZM189 133H191V132H189ZM198 133V134H199ZM215 133V135H217ZM21 134V133H20ZM78 134V133H77ZM188 134V133H187ZM192 134H194L193 132H192ZM192 134H190V136L192 135ZM209 134V133H208ZM211 134V133H210ZM214 134V133H213ZM221 134H222V132H221ZM13 135V134H12ZM102 135V134H101ZM100 134H99V137L101 136ZM200 135H199V137H200ZM205 135H207V134H205ZM219 135V134H218ZM218 135H217V137H218ZM262 135H264V133H262ZM47 136V135H46ZM50 136V135H49ZM129 136V137H128ZM194 136H195V134H194ZM220 137H221V135H219ZM231 136V135H230ZM14 137V136H13ZM40 137H41V135H40ZM39 137V138H40ZM43 137H45V136H43ZM48 137V136H47ZM202 138L201 139H203V137L204 136H201ZM210 137V136H209ZM207 138V139H205L204 138V140L203 141H201V142H199V145H198V147H197V150H199V153H198V155H200V158H205L206 160H205V162L206 163H201L200 161H201V159L199 160V159H195V160H198L200 163H201V165L202 166H197V171H194V172H192L190 175H189V177H191V180H193V181H191L190 182V187L191 186H195V185H199V182H201V177H200V175H201V173L203 172V170H204V168H206L207 167V165H209V164H207V162H209L210 160H212V159H214L216 156H217V154L218 155H221L223 152H224V149H225V144H223V143H221V142H219V141H215L214 140V137L213 138ZM70 138H75V137H73V135H71L70 137H69V139L68 140H61V138H57V140H55V142H52V144L51 145H53L54 147L56 146H63V145H65V146H68L69 144L68 143H70L71 141L70 140H72V139H70ZM109 138H111V137H109ZM222 138V137H221ZM226 138V137H225ZM31 139H33V138H31ZM35 139V138H34ZM173 139V138H172ZM178 139V138H177ZM185 139H186V137H185ZM189 139V138H188ZM199 139V138H198ZM233 139V138H232ZM20 140V139H19ZM175 140V139H174ZM180 140H182V139H180ZM225 140H227V139H225ZM236 140V139H235ZM34 141V140H33ZM74 141V140H73ZM80 141H82V140H80ZM86 141V140H85ZM116 141V140H115ZM141 141H142V139H141ZM187 141V140H186ZM194 141L196 142V140L194 139H192V141L191 142H189L190 143V145H193V144H195L194 143ZM262 141H263V144H264V137L262 138ZM83 142V141H82ZM144 142V141H143ZM155 142V141H154ZM188 142V141H187ZM229 142V141H228ZM236 142H237V144H235V147H234V156H232V158H231V160L233 161H235V160H237V158H238V155H237V157H236V154H241V152H243V150H246V152H247V150H248V146H247V144L245 143V141L243 140H240V141H238V140H236ZM42 143V142H41ZM14 144V143H13ZM46 144V143H45ZM48 144V143H47ZM66 144H68V145H66ZM72 144V143H71ZM71 144H70V146H71ZM79 143H77V145H78ZM81 144V143H80ZM79 144V145H80ZM188 144V143H187ZM187 144H185V146L187 145ZM233 144H234V142H233ZM40 145V144H39ZM49 145V144H48ZM74 145V144H73ZM78 145V146H79ZM176 148H180L181 147V142L180 141H178V140H176L175 141V143L173 144ZM196 145V146H197ZM50 146V145H49ZM87 146V145H86ZM227 146L229 147V145L227 144ZM13 147H14V145H13ZM60 147V148H61ZM93 147V146H92ZM128 147V146H127ZM166 147V146H165ZM187 147V146H186ZM192 147V146H191ZM227 147V148H228ZM17 148V147H16ZM60 148H57V151H59L60 150ZM121 148H122V145H121ZM199 148V149H198ZM232 148V147H231ZM14 149V148H13ZM26 149H28V148H26ZM65 149H66V147H65ZM72 149H74V148H72ZM93 148H88V147H85L84 146V148H83V150H82V152H79L78 153V155L77 156H79V158L78 157H76V159H78L79 161H81L82 163H81V166L82 165H87L88 163H87V161H88V159H86V156H88L90 153H91V150H92ZM124 149V148H123ZM127 149H129V148H127ZM138 148H136L135 150H137ZM170 149H171V147H170ZM174 149V148H173ZM250 149V148H249ZM29 150V149H28ZM66 150H68V149H66ZM69 150L71 151V149L69 148ZM68 150V151H69ZM75 150V149H74ZM74 150H72L73 152H74ZM117 150V149H116ZM122 149H118L116 152L118 153L119 151L120 152H124V150L123 151H121ZM125 150H126V148H125ZM139 150H140V148H139ZM190 150V149H189ZM52 151H54V150H52ZM56 151V152H57ZM62 151H64V150H62ZM71 151V152H72ZM130 151V150H129ZM128 151V152H129ZM194 151V150H193ZM196 151V150H195ZM194 151V152H195ZM251 151V150H250ZM11 152V151H10ZM25 152H27V151H25ZM55 152V153H56ZM61 151H59V153H60ZM72 152V153H73ZM132 152V151H131ZM130 152V153H131ZM134 152V151H133ZM146 151H144V153H145ZM171 152H172V149H171ZM197 152V151H196ZM28 153H29V151H28ZM58 153V152H57ZM66 154H68V156H71V158L74 156L73 154L72 155H69V153H67V152H65ZM64 153V154H65ZM76 153V152H75ZM125 153V152H124ZM139 153V152H138ZM142 153V152H141ZM250 153V152H249ZM20 154H23V156H24V153H20ZM30 154V153H29ZM34 154V153H33ZM52 154V153H51ZM114 154V153H113ZM116 154V153H115ZM147 154V153H146ZM181 154V153H180ZM192 154H193V152H192ZM192 154L190 153V155H191V157H195V153H194V155L192 156ZM197 154V153H196ZM225 154V153H224ZM244 154H245V152H244ZM251 154V153H250ZM25 155H27V154H25ZM56 155V154H55ZM60 155V154H59ZM127 155H130V154H127ZM138 155V154H137ZM198 155H196V156H198ZM233 155V154H232ZM253 155V154H252ZM21 156V155H20ZM41 156V155H40ZM61 156V155H60ZM65 156V155H64ZM67 156V155H66ZM97 156V155H96ZM121 156V155H120ZM125 156V155H124ZM123 156V157H124ZM147 156H149V153L147 154V155H144L143 154V156L142 157H140V160L138 161L137 159H134V160H132L130 163H127L126 164V166H129V167H131L130 169H133L134 171L135 170H138V168H139V164H141V162L146 158V159H148V157ZM263 156V155H262ZM30 157V156H29ZM32 157V156H31ZM35 157V156H34ZM46 157V156H45ZM94 157V156H93ZM136 157V156H135ZM166 157V156H165ZM174 157H176V156H174ZM191 157H189V154H185V155H182L181 156V158L179 157V161H178V165L176 166V167H174V168H172L171 167V169H169L170 171L172 170V173H175L174 171L176 170V169H178V168H181V167H187L188 168V165L191 163L190 162V159L189 158H191ZM218 157V156H217ZM231 157V156H230ZM240 157V156H239ZM254 157V156H253ZM13 158V157H12ZM19 158V157H18ZM22 156L17 160V162H15V166H14V164L12 165L13 166V169H15L16 168V166L17 165H20L22 168H25L26 169V167H27V169H29L30 167L28 166V163L29 164H31L33 161H29L27 158V160L25 159L24 161H22ZM63 158V157H62ZM98 158V157H97ZM167 158V157H166ZM226 158H227V156H226ZM241 158V159H240ZM239 159L241 160V161H243L244 159H245V157L243 158V156L242 157H240ZM243 158V159H242ZM250 158V157H249ZM60 159V158H59ZM64 159V158H63ZM67 159V158H66ZM94 159V158H93ZM99 159H100V157H99ZM129 159V158H128ZM191 159H193V158H191ZM222 159V158H221ZM248 159V158H247ZM251 159V158H250ZM32 160V159H31ZM34 160H36L35 158H34ZM69 160V159H68ZM220 160V159H219ZM230 160V159H229ZM10 161V160H9ZM38 161V158H37V160H36V162H34V164L35 163H38L37 162ZM44 161H46V163L48 162L47 160H44ZM60 161H62V159H60ZM67 161V160H66ZM96 161H97V159H96ZM145 161V160H144ZM149 161V160H148ZM193 161H194V159H193ZM198 161H197V163H198ZM240 161V162H241ZM247 161V160H246ZM64 162V161H63ZM94 162V161H93ZM128 162V161H127ZM213 162V161H212ZM219 162V161H218ZM238 162V161H237ZM41 163H43V162H41ZM91 163V162H90ZM95 164H96V162H94ZM93 163V164H94ZM193 164H195V162H192ZM200 163H198V164H200ZM216 165H217V163L216 162H214ZM220 163V162H219ZM236 163V162H235ZM241 163H243V162H241ZM240 163V164H241ZM54 164V163H53ZM228 164H229V162H228ZM45 165V164H44ZM89 165V164H88ZM125 165V164H124ZM212 165V164H211ZM221 165V163L220 164H218L217 165V167H218V169H220L219 168V166ZM239 165V164H238ZM249 165V164H248ZM41 166V165H40ZM79 166V165H78ZM196 166V165H195ZM228 166V165H227ZM226 166V167H227ZM243 166V165H242ZM6 167V166H5ZM83 167V166H82ZM88 167V166H87ZM86 167V168H87ZM122 167H124V166H122ZM35 168V167H34ZM93 168V167H92ZM91 168V169H92ZM128 168V167H127ZM152 168H154V167H152ZM187 168H185L186 169V171H187ZM193 168H194V165H193ZM211 167L209 166V170H211L210 169ZM215 168V167H214ZM230 168H231V166H230ZM243 168V167H242ZM99 169V168H98ZM117 169V168H116ZM115 169V170H116ZM121 169V168H120ZM129 169V168H128ZM194 169H196V168H194ZM225 169V168H224ZM18 170V169H17ZM16 169H15V172L17 171ZM22 170V169H21ZM96 170V169H95ZM100 170V169H99ZM103 171H105L104 169H102ZM122 170H124L123 168H122ZM126 170V169H125ZM133 170H132V172H130V173H134L133 172ZM147 170V169H146ZM189 170V169H188ZM193 170V169H192ZM207 169H205V171H204V173L205 172H208V171H206ZM213 170L215 171V170H217V169H213L212 168V172H213ZM228 170V169H227ZM226 170V171H227ZM7 171V170H6ZM14 171V170H13ZM12 171V172H13ZM20 171V170H19ZM26 171V170H25ZM43 171V170H42ZM50 171V170H49ZM52 171V170H51ZM50 171V172H51ZM55 171V170H54ZM81 171V170H80ZM86 171V170H85ZM97 171V170H96ZM107 171V170H106ZM120 171V170H119ZM129 171V170H128ZM140 171V170H139ZM153 171V170H152ZM157 171V170H156ZM179 171V170H178ZM200 171V172H199ZM218 171V170H217ZM244 170L243 169H241V168H235L233 171H232V169L230 170V172L232 173V174H230L231 176H234V175H237V179H238V176H240L241 177V175H243V174H245V172H243ZM20 172H22V171H20ZM34 172V171H33ZM45 172H46V170H45ZM77 172H79V170L77 171ZM100 172H102V171H100ZM100 172L98 173V174H100ZM108 173H109V171H107ZM111 172V171H110ZM113 172V171H112ZM127 172V171H126ZM182 172V171H181ZM191 172V171H190ZM189 172V173H190ZM222 172V171H221ZM224 172V171H223ZM6 173V172H5ZM43 173V172H42ZM88 173H89V171H88ZM87 173V174H88ZM92 173V172H91ZM93 173H95V172H93ZM92 173V174H93ZM114 173V172H113ZM129 173V174H130ZM148 173L149 172H146V171H140L139 172V174H137V175H135L136 177H138V179L140 178V179H142L141 180V182L143 181V180H146V179H148V178H150V175L148 176ZM178 173V172H177ZM188 173V174H189ZM27 174V173H26ZM25 174V175H26ZM58 174V173H57ZM80 174V173H79ZM103 174V173H102ZM112 174V173H111ZM116 174V173H115ZM120 174V173H119ZM187 174V173H186ZM218 174V172L216 173V175ZM221 174V173H220ZM234 174V175H233ZM247 174H249V173H247ZM2 175V174H1ZM4 175V174H3ZM33 175V174H32ZM89 175V174H88ZM105 175H107V174H105L104 173V175L103 176H105ZM114 175V174H113ZM125 175L127 176V173H125ZM133 175V174H132ZM152 175V174H151ZM179 175V174H178ZM203 175V174H202ZM205 175H206V173H205ZM208 175V174H207ZM206 175V177H207V180H209V181H211L212 180V178H211V180H210V177L208 178V176ZM214 175V174H213ZM222 175V174H221ZM224 175L226 176V174L224 173ZM228 175V174H227ZM23 176V175H22ZM27 176V175H26ZM40 176H42V175H40ZM39 176V177H40ZM55 175H51L50 176V178H52V177H54ZM60 176V175H59ZM82 176H83V174H82ZM82 176L80 177V178H82ZM87 176V175H86ZM112 176V175H111ZM121 176V175H120ZM131 176V175H130ZM172 176V175H171ZM174 176V175H173ZM209 176H210V174H209ZM212 176V175H211ZM215 176V175H214ZM230 176V177H231ZM57 177H58V175H57ZM84 178H85V175L83 176ZM95 177H96V175H95ZM99 177V176H98ZM113 177V176H112ZM125 177V176H124ZM133 177V176H132ZM136 177H133V178H136ZM181 177V176H180ZM204 178H205V176H203ZM223 177V176H222ZM227 177V176H226ZM225 177V178H226ZM251 177H252V175H251ZM255 177V176H254ZM0 178H1V176H0ZM56 177H54V179H55ZM94 178V177H93ZM117 178H119V177H117ZM129 178V177H128ZM215 178H216V176H215ZM215 178H214V180H215ZM218 178H221L219 175H218V177H217V179ZM229 178V177H228ZM247 178H249V177H247ZM47 179V178H46ZM49 179V178H48ZM53 179V178H52ZM58 179V178H57ZM76 179V178H75ZM75 179H73L74 180V183L76 182L77 183V181H78V179L75 181ZM86 179V178H85ZM88 179V178H87ZM103 179V178H102ZM112 179V178H111ZM122 179H123V177H122ZM121 179V180H122ZM130 179V178H129ZM188 179H190V178H188ZM187 179V180H188ZM203 179V178H202ZM69 180H72V179H69ZM80 180V179H79ZM89 180V179H88ZM92 180V179H91ZM125 180V179H124ZM150 180V179H149ZM149 180H148V182H149ZM206 180V181H207ZM220 180V179H219ZM230 180V179H229ZM49 181H51V180H49ZM85 181V180H84ZM83 181V183H81V180H80V183L81 184H78L79 186H77L76 184L74 185H72V187H70L69 189H64L65 191H64V194H63V196L62 197H64V195L65 196H68L69 195V193L70 194H73L72 196L74 197V198H70L69 200H72V201H70V203H71V205H73V206H69V205H67V207L69 206V208L66 210V212L65 211H62L63 213L65 212V214L63 215V216H65L66 214H70V212H75L74 210H76L77 212H80V213H82L83 212V210L85 211L86 209L85 208H88V210H90V209H94L95 211L97 210L98 212H104V211H106L107 210V206H105V205H103V203L101 204V205H99L96 201H94L93 200V197H91L90 196V194H86L85 193V191L84 190H87V189H85L86 187H88V186H90L91 187V185H89L88 183H86V182H89L90 183V181H86V182H84ZM98 181V180H97ZM100 181V180H99ZM106 180H104V182H105ZM127 182H129L130 180H126ZM139 181V180H138ZM137 181V182H138ZM176 181H178V180H176ZM208 181V182H209ZM213 181V180H212ZM211 181V182H212ZM216 181V180H215ZM235 181V180H234ZM252 181V180H251ZM25 182V181H24ZM93 182V181H92ZM91 182V183H92ZM101 182V181H100ZM103 182V181H102ZM119 182V181H118ZM121 182V181H120ZM145 182V181H144ZM165 183H166V181H164ZM188 182V181H187ZM125 183V182H124ZM123 183V184H124ZM161 183H163V182H161ZM219 183V182H218ZM94 184H95V182H94ZM100 184V183H99ZM116 184H117V180H116ZM122 184V183H121ZM122 184V185H123ZM126 184V183H125ZM132 184H134V182H132ZM136 184V183H135ZM167 184V183H166ZM201 184H202V182H201ZM206 184H208V183H206ZM215 184V183H214ZM213 184V185H214ZM221 184V183H220ZM96 185H97V183H96ZM145 185V184H144ZM157 185V184H156ZM164 185L165 184H163V187H164ZM168 185H169V183H168ZM179 185V184H178ZM187 186L189 185V184H186ZM215 185H218L217 183L215 184ZM93 186V185H92ZM117 186V185H116ZM124 186H126V185H124ZM130 186V185H129ZM132 186V185H131ZM142 186V185H141ZM173 186H175V185H173ZM177 186V185H176ZM186 186V187H187ZM200 187H201V185H199ZM232 186H233V184L232 183H230L228 180H227V182H225V187H227V191L228 192H230L229 190L232 188ZM144 186H142V188H143ZM151 187V186H150ZM166 187V186H165ZM185 187V186H184ZM198 187V186H197ZM205 187V186H204ZM210 187V186H209ZM224 186H222V188H223ZM224 187V188H225ZM94 188V187H93ZM112 188V187H111ZM114 188H115V185H114ZM145 188V187H144ZM143 188V189H144ZM157 188V187H156ZM203 188V187H202ZM202 188H200L201 190H202ZM210 188H213V187H210ZM209 188V189H210ZM121 189V188H120ZM123 189V188H122ZM127 189H128V187H127ZM140 189H141V187H140ZM151 189V188H150ZM160 189H162V187L160 188ZM194 189V188H193ZM197 189V188H196ZM207 189L208 190V193L206 192L207 190H206V188H205V193H207V194H209V192L211 191V190H213V189ZM117 190V189H116ZM125 190V189H124ZM124 190L122 191V192H124ZM135 190H137V189H135ZM164 190V189H163ZM168 190V189H167ZM178 190V189H177ZM191 190V189H190ZM217 190H219V188L217 189ZM216 190V191H217ZM129 191H130V189H129ZM128 191V192H129ZM138 191H139V188H138ZM145 191V190H144ZM204 191V190H203ZM202 191V193H204ZM214 191V190H213ZM211 192L210 194H212V193H214V192ZM226 191V192H227ZM31 192V191H30ZM61 192V189H60V191H59V193ZM147 192V191H146ZM152 191H150V193H151ZM224 192V194H225V190L223 191ZM61 193H63V192H61ZM140 193V192H139ZM217 192H215V195H218V194H216ZM221 193V192H220ZM254 193V192H253ZM102 194V193H101ZM101 194H100V196H101ZM121 194V193H120ZM125 194V193H124ZM171 194V193H170ZM209 194V195H210ZM227 194V193H226ZM230 194H231V192H230ZM60 194H58V196H59ZM62 195V194H61ZM142 195V194H141ZM151 195H153V194H151ZM202 195H204V194H202ZM206 195V194H205ZM208 195V196H209ZM215 195H214V197H212V199L213 198H215ZM247 195V194H246ZM27 196H29V195H27ZM38 196V195H37ZM121 196H122V194H121ZM145 196V195H144ZM144 196H143V198H144ZM207 196V195H206ZM224 198H225V196L224 195H222ZM227 196V195H226ZM232 197H233V195H231ZM230 196V197H231ZM255 196V195H254ZM25 197V196H24ZM119 197V196H118ZM117 197V198H118ZM210 197H211V195H210ZM229 197V196H228ZM235 197V196H234ZM250 197V196H249ZM66 198V197H65ZM67 198H69V197H67ZM109 197H107L106 199H108ZM156 198V197H155ZM208 198V197H207ZM224 198H223V201H224ZM253 198V197H252ZM59 199V198H58ZM103 199H105V198H103ZM105 199V200H106ZM142 199V198H141ZM145 199V198H144ZM170 199V198H169ZM176 199V198H175ZM204 199H205V197H204ZM215 199H217V198H215ZM219 199V198H218ZM217 199V200H218ZM226 199V198H225ZM230 199H232V201H233V198H227L226 199V201L228 202ZM250 199V198H249ZM63 200V199H62ZM100 200H101V198H100ZM147 200V199H146ZM181 200V199H180ZM251 200V199H250ZM15 201V200H14ZM172 201V200H171ZM211 201H213V200H211ZM221 201V200H220ZM24 202V201H23ZM219 201H217V204H215V205H217V206H219L220 204L218 203ZM225 202V201H224ZM227 202H225L226 204H227ZM230 202V201H229ZM242 202V201H241ZM244 202V201H243ZM242 202V203H243ZM252 202V204L255 202H253V201H251ZM257 202V201H256ZM30 203V202H29ZM171 203V202H170ZM174 203V202H173ZM213 203V202H212ZM215 203H216V201H215ZM220 203H222V202H220ZM16 204V202L15 203H12V204H10L8 207H7V209L8 210H10V211H12V213L13 212H17L18 210L17 209H19V206H17V204ZM22 205H23V203H21ZM214 204V203H213ZM232 204V203H231ZM7 205V204H6ZM20 205V204H19ZM25 205V204H24ZM23 205V206H24ZM45 205V204H44ZM146 205V204H145ZM147 205H149V204H147ZM244 205V204H243ZM248 205V204H247ZM256 205V204H255ZM197 206V205H196ZM205 206V205H204ZM223 206H225L224 204H223ZM239 206H242V205H239ZM250 206V205H249ZM257 206V205H256ZM6 207V206H5ZM66 207V208H67ZM81 209H80V208ZM126 207H128V206H126ZM130 207V206H129ZM198 207V206H197ZM199 207H201V205L199 206ZM198 207V208H199ZM231 207V206H230ZM2 208V205H0V209ZM4 208V207H3ZM24 208V207H23ZM76 208V209H75ZM144 208H146V206H144ZM197 208V209H198ZM216 208V207H215ZM218 208H220V207H218ZM235 208V207H234ZM243 208V207H242ZM242 208H241V210H242ZM244 208H246V207H244ZM254 208V207H253ZM256 208V207H255ZM28 209V208H27ZM78 209V210H77ZM201 209V208H200ZM217 209V208H216ZM215 209V210H216ZM229 209H231V208H229ZM22 210V209H21ZM58 210V209H57ZM56 210V211H57ZM203 210V209H202ZM227 210V206H225V208L223 207V210H222V213H220V214H207V213H205V210H204V213H201V211H199V210H195V209H191V212H192V216H189V218H191V217H193L194 218V220H197V219H199L200 221L201 220H203V221H205V223H213V224H215V223H217V224H219V221L220 220H222L223 219V217H224V215H225V211ZM235 210V209H234ZM255 210V209H254ZM3 211V210H2ZM36 211H38V210H36ZM67 211L69 212V213H67ZM217 211V210H216ZM230 211V210H229ZM259 211V210H258ZM257 211V212H258ZM77 212H76V215H77ZM89 212V211H88ZM90 212H91V210H90ZM171 212V211H170ZM236 212V211H235ZM241 212V211H240ZM261 212V211H260ZM101 213V214H102ZM226 213H227V211H226ZM230 213V212H229ZM244 213V212H243ZM11 213H9V215H10ZM27 214H29V213H27ZM99 214V213H98ZM104 214V213H103ZM102 214V215H103ZM259 214V213H258ZM24 216H25V214H23ZM30 215V214H29ZM57 215V214H56ZM61 215V216H62ZM75 215V214H74ZM83 215H84V212H83ZM169 215V214H168ZM189 215H191V214H189ZM228 215V214H227ZM231 215V214H230ZM262 215V214H261ZM24 216H22L21 217V219L23 220V218H24ZM41 216V215H40ZM38 217V220L39 219H41L42 220V217ZM59 217V216H56V220L58 221V223H63V216L62 217ZM258 216V215H257ZM51 217V216H50ZM82 217V216H81ZM86 217V216H85ZM1 218V217H0ZM13 218V217H12ZM26 218H27V220H26ZM65 218V217H64ZM166 218V217H165ZM254 218V217H253ZM257 218V217H256ZM255 218V219H256ZM25 221L23 220V222L25 223V226H26V223H27V225H29V223H30V218H28L27 216H25ZM220 219V220H219ZM245 219H247V218H245ZM3 220V219H2ZM15 220H17V219H15ZM14 220V221H15ZM22 220H20V223L22 222ZM35 221H36V218L34 219ZM41 220H39L40 222H41ZM43 220H44V218H43ZM42 220V221H43ZM260 220H261V218H260ZM13 221V220H12ZM11 221V222H12ZM39 221H37L38 223L37 224H40L39 223ZM56 221V222H57ZM187 221V220H186ZM18 222V221H17ZM43 222H46V221H43ZM95 222V221H94ZM243 222V221H242ZM244 223H245V221H244ZM247 223V222H246ZM258 223H260V222H258ZM17 225V224H16ZM22 225V224H21ZM43 225V224H42ZM56 228H58V224L56 223ZM93 225V224H92ZM137 225V224H136ZM220 225V224H219ZM244 225V224H243ZM258 225V224H257ZM23 226V225H22ZM48 226H49V223H48ZM61 226V225H60ZM50 227V226H49ZM53 227V226H52ZM222 227V225H220V228ZM263 227V226H262ZM24 228V227H23ZM26 228V227H25ZM146 228V227H145ZM217 228V227H216ZM223 228H224V226H223ZM257 228V227H256ZM261 228V227H260ZM10 229V228H9ZM216 230V229H215ZM29 231V230H28ZM52 231V230H51ZM175 231V230H174ZM221 231V230H220ZM39 232V231H38ZM100 232V231H99ZM189 232V231H188ZM247 232V231H246ZM253 232V231H252ZM45 233V232H44ZM260 233H261V235H263L264 236V228H262L261 229V231H260ZM29 234V233H28ZM57 234V233H56ZM130 234V233H129ZM212 234H214V233H212ZM256 234V233H255ZM212 236V235H211ZM10 237V236H9ZM3 238V237H2ZM27 238H29V237H27ZM44 238H45V236H44ZM199 238V237H198ZM216 238V237H215ZM259 238V237H258ZM10 239V238H9ZM46 239V238H45ZM6 242H7V240H8V238H5L4 239ZM29 240V239H28ZM48 241H49V239H47ZM56 240V239H55ZM61 240V239H60ZM245 240V239H244ZM264 240V239H263ZM4 241V242H5ZM32 241V240H31ZM47 241V242H48ZM218 241V240H217ZM29 241H27V244H29L28 243ZM59 243V242H58ZM12 244V243H11ZM15 244V243H14ZM36 244V243H35ZM38 244V243H37ZM127 244V243H126ZM216 244V243H215ZM239 244V243H238ZM3 245V244H2ZM30 245V244H29ZM60 246V245H59ZM141 246V245H140ZM231 246V245H230ZM239 246V245H238ZM9 247V246H8ZM7 247V248H8ZM164 247V246H163ZM184 247V246H183ZM241 247V246H240ZM250 247V246H249ZM4 248H6V246H4ZM35 248V247H34ZM37 248V247H36ZM35 248V249H36ZM193 248V247H192ZM29 250H32L33 251V248L31 247V248H28ZM246 249V248H245ZM1 251L0 252H2V249H0ZM3 250H5V249H3ZM37 250H38V248H37ZM50 250V249H49ZM119 250V249H118ZM146 250V249H145ZM190 250V249H189ZM126 251V250H125ZM142 252H143V249L141 250ZM213 251V250H212ZM244 249L243 248H237V246L236 247H234V248H229V249H225L224 250V253H222V257L223 256H225V257H232L231 258V260L232 259H234V258H236V259H238L239 258V260H244V257H243V259H240V257L244 254ZM7 252V251H6ZM6 252H4V253H6ZM46 252H48V251H46ZM147 252V251H146ZM180 252V251H179ZM44 254H45V250H44V252H43ZM119 253V252H118ZM120 253H122V252H120ZM150 253V252H149ZM148 253V254H149ZM152 253V252H151ZM156 253V252H155ZM251 253V252H250ZM261 253V252H260ZM259 253V254H260ZM34 253H32V255H33ZM43 254V255H44ZM143 254V253H142ZM146 254V253H145ZM5 255V254H4ZM27 255V254H26ZM38 255V254H37ZM40 255V254H39ZM41 255H42V253H41ZM45 255H47V254H45ZM117 255V254H116ZM156 255V254H155ZM181 255V254H180ZM3 256V255H2ZM2 256H0V257H2ZM31 256V255H30ZM118 256V255H117ZM138 256V255H137ZM149 256V255H148ZM154 256V255H153ZM42 257H44V256H42ZM131 257V256H130ZM142 257H144V256H142ZM3 258V257H2ZM22 258V257H21ZM114 258H117V257H114ZM261 258V257H260ZM6 259V258H5ZM43 259H45V258H43ZM119 259V258H118ZM122 259V258H121ZM133 259V258H132ZM222 259V258H221ZM224 259V258H223ZM248 259H249V257H248ZM8 260V259H7ZM10 260V259H9ZM27 260L28 259H26V258H23L22 259V263L23 264H26V263H29L30 261H28L27 262ZM29 260H30V258H29ZM129 260V259H128ZM136 260V259H135ZM219 260V259H218ZM225 260V259H224ZM261 260V259H260ZM35 261V260H34ZM122 261V260H121ZM220 261V260H219ZM32 262V261H31ZM30 262V263H31ZM107 262V261H106ZM130 262V261H129ZM221 262V261H220ZM17 263V262H16ZM29 263V264H30ZM239 263V262H238ZM246 263V262H245ZM4 264H5V261H4ZM8 264V263H7ZM10 264H11V261H10ZM13 264V263H12ZM119 264H121V263H119ZM144 264V263H143ZM243 264V263H242ZM259 264H264V262H261V263H259Z\"/></svg>",
    "mask_w": 264,
    "mask_h": 264
},
{
    "label": "flooded vegetation",
    "instance_id": "3",
    "mask_svg": "<svg viewBox=\"0 0 264 264\" xmlns=\"http://www.w3.org/2000/svg\"><path fill=\"white\" fill-rule=\"evenodd\" d=\"M255 2L259 9L252 34L257 42L262 41V44H264V0H255ZM164 49V46L161 47L158 53L160 55L164 54L168 67L163 68L162 65L153 67L155 81L158 84L157 89L168 83L169 92L167 93L169 95L175 94L176 97L182 99V103H194L212 110L216 104L221 106L230 105L235 118H238L241 112L247 130H249L250 139L248 141L260 152L261 161L264 164V144L262 141L264 137L262 135L264 133V117L262 116L264 115V87L262 85L264 82V64L261 83L258 87L256 85V66L255 70L248 72L247 69L234 62L233 59L230 62H218V60H213L211 57L206 59L207 61H201V67H199L188 61L187 55L176 50L164 52ZM257 62L258 59H256V64ZM239 98L242 102L241 107L236 109L235 102ZM254 116L256 117L254 118ZM241 133L243 134V132Z\"/></svg>",
    "mask_w": 264,
    "mask_h": 264
},
{
    "label": "water",
    "instance_id": "4",
    "mask_svg": "<svg viewBox=\"0 0 264 264\" xmlns=\"http://www.w3.org/2000/svg\"><path fill=\"white\" fill-rule=\"evenodd\" d=\"M140 1L141 2H145L146 0H140ZM155 8L159 12H161V10H162V2H161V0H158L156 2ZM258 60H259V62L256 65V68H257V75H256L257 76V81H256V85L259 87L260 86V83H261V75L263 73L264 53L258 58ZM248 66L250 67V61H249V65ZM137 78L140 81V83L142 84V86L145 87L144 84H143V82H142L141 77L139 75H137Z\"/></svg>",
    "mask_w": 264,
    "mask_h": 264
}]
</instances>
